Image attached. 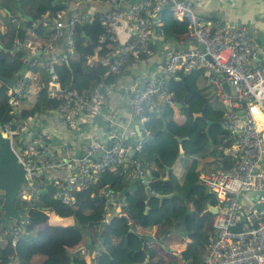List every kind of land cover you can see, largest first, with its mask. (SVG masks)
I'll list each match as a JSON object with an SVG mask.
<instances>
[{"label":"built area","instance_id":"2783aa9c","mask_svg":"<svg viewBox=\"0 0 264 264\" xmlns=\"http://www.w3.org/2000/svg\"><path fill=\"white\" fill-rule=\"evenodd\" d=\"M106 2L109 4L107 9L98 11L91 7L78 16L82 20L96 18L99 22L101 31L97 41L108 47L103 64L108 65L109 72L113 73L120 72L130 58L138 60L144 54L152 56L156 53L158 41L164 37L161 14L165 8L168 7L176 19L187 20L184 33L191 44L175 47L173 43L162 41L164 65L161 74L147 76L143 84L131 92L129 110L140 123L147 121L153 111H161L167 104H173V94L167 89V77L175 75L178 70L186 73L201 70L206 84L212 86L222 106L220 126L226 135L214 146L220 159L218 164L200 173V180L215 196L216 205L212 231L207 235L198 264H264V61L254 62L260 46L251 28L247 24L203 17L194 12L190 0ZM64 14V10H59L53 16L43 15L39 19L38 23L50 31L48 43L39 47L29 45L27 60L31 67L38 65L48 71L47 92L61 100L55 109L66 126L74 129L83 117L98 110L103 93L101 81L82 91L62 85L57 73L51 70L56 55L52 59L39 56L50 53L58 38L73 30L77 16L64 19ZM20 45L24 42L17 39L14 46ZM38 49L41 53H36ZM66 49L71 54L72 43L68 42ZM58 56L63 60L66 53ZM36 72L28 68L17 74L8 91L12 108L16 109L20 98L38 89L32 83ZM30 119L33 117L27 120ZM27 120L23 118L15 124L7 121L0 125L25 168L27 180L19 191L22 199H31L41 192L46 187L47 171L57 167L64 166L69 171L62 177L53 176L56 184L51 183L54 196L66 202L74 201L71 198L74 189L86 187L103 170L115 168L118 163L132 165L135 174L143 173L141 164L132 157L134 152L140 151L142 141L138 139L131 146L125 142L123 131L113 132L112 136L117 140L108 148L106 143L88 137L82 143L79 155L60 159L44 145L47 128L29 135L25 130L28 129ZM36 120L39 119L36 117ZM21 138L25 141L18 145ZM129 148L131 153H128ZM41 155L43 159L39 160ZM222 158H228L230 164L225 165ZM257 191L261 193L257 194ZM97 195H103L107 205L116 202L113 190H102ZM25 222L26 218L20 219L18 228ZM11 229L17 240L21 230L14 229V226ZM16 240L11 239L13 245ZM80 252L93 259L98 257V251H89L86 243ZM184 264L192 262L187 260Z\"/></svg>","mask_w":264,"mask_h":264},{"label":"trees","instance_id":"16d2710c","mask_svg":"<svg viewBox=\"0 0 264 264\" xmlns=\"http://www.w3.org/2000/svg\"><path fill=\"white\" fill-rule=\"evenodd\" d=\"M71 1L74 0L67 2L66 0H40L32 16L39 20L44 14L53 16L59 10L65 11L64 19L76 15L77 20L70 33L78 55L73 57L65 46L60 51H52L39 56L51 59L50 55L66 53L62 63L52 65L53 71L57 73L58 81L78 91L89 90L99 81L104 83L111 81L113 76L119 72L114 75L113 72H109L108 65L103 63L97 66L86 64L87 55L84 49L97 42L101 27L96 18L80 19L78 15L84 10V6L81 7V11L70 9ZM194 12L201 15L199 10L195 9ZM161 17V26L166 38H175L177 33L187 30V20L176 19L168 7L162 11ZM32 23L22 18L19 24H12L6 42L4 41V45L0 46V75L9 76L21 68H32L40 72L42 81H44L37 93L20 98L16 112L8 101L9 86L3 82L0 85V123L10 121L15 124L17 120L26 116L54 109L61 102L60 99L51 97L47 92L48 77L45 73L48 71L38 65L31 67L29 61L25 62L23 59V45L14 46L17 39L24 42L25 31ZM39 27L41 28L40 24ZM40 30L43 33L44 29ZM49 32L47 31L45 35L44 44L48 43ZM65 34L58 38L55 47L63 41ZM164 39L160 37V41ZM64 43L65 40L62 47ZM14 47L16 50H12ZM107 50L106 46L101 53L106 54ZM142 57L145 58L146 55ZM200 71L196 69L186 73L178 70L175 75L167 77V89L173 94V104H167L161 111L158 109L153 111L149 119L143 122V126L149 131L148 137L142 141L140 151L132 154V157L141 164L144 175L149 176L148 184L154 194L149 197L150 207L147 210L145 207L138 209L135 214H130V217H136L143 225L160 223L163 232L174 229L177 224L182 223L192 238L182 252L183 257L187 256L190 251L197 255L204 252L207 234L205 235L200 228L203 224L208 226L214 217L207 203L216 204L213 193L207 191L205 185L199 180L196 159L204 156L207 147L213 148L226 135V131L220 126L223 111L214 108L206 89L198 84L197 76ZM177 103L181 104L179 110L185 115L183 121L173 118ZM209 121L211 123L207 129ZM175 135L180 136L181 141ZM180 144L184 151L183 155L179 153ZM180 158L190 159L189 164L186 165L182 183L174 178L172 172L176 161ZM222 162L225 165L230 164L228 158H222ZM132 170L133 166L125 163H119L114 170H103L94 182L71 192V198H74V201H63L54 196V190L46 188L31 199H22L18 195L16 206L20 209H27L29 216L26 217V222L22 227L21 225L19 228L14 226V229L21 230L15 245L11 241L14 235L11 232L12 229L9 230L10 233H7L5 241L0 245V264H88L83 256L78 257L77 252L72 250V247H75L86 236L90 238V242H87L92 247L90 250L100 247L97 264H159V259L148 247H134L137 242L122 247L113 243H106L103 246L99 244L100 239L103 243L111 241L109 237L129 229L130 220L127 214L124 216L116 212L114 204L107 205L104 196L97 195V193L110 189L115 191L117 198L125 197L122 208L128 214L132 204L141 202V198L146 197L144 183L140 184L139 179L136 180V188L123 192L133 178ZM166 173L169 178L164 179ZM174 191L187 193L188 199L193 201L192 212H188L184 199L175 194L162 199L156 195ZM49 210L55 211L60 216H73L74 223L33 229L37 222L47 220ZM5 226L0 222L1 229H5ZM134 237L139 239L134 231L128 230L126 238L136 241ZM14 258H17V261ZM91 262L95 264V259ZM167 263L184 264L173 259Z\"/></svg>","mask_w":264,"mask_h":264},{"label":"crops","instance_id":"0c3cea01","mask_svg":"<svg viewBox=\"0 0 264 264\" xmlns=\"http://www.w3.org/2000/svg\"><path fill=\"white\" fill-rule=\"evenodd\" d=\"M38 1L40 0H0V46L4 45V41L6 42L12 24H19L22 21V18H24L19 14L18 3H20L26 14L32 16V12L35 10ZM67 1L68 0H66V2ZM190 2L193 5V9L199 10L201 16L203 17L213 18L221 22L229 21L233 24L249 25L260 46L258 56L254 59V62L260 63L264 61V0H190ZM70 3V9H75L78 11H81L82 6H84V10L91 7L100 10L107 9L109 7V4L106 2V0H74ZM44 16L48 15L44 14ZM30 21H32L33 23L30 27L28 26L25 31L24 45L22 46L24 50L23 59L25 60V62L28 59L29 45H33L36 47L42 46L46 41L45 35L48 31L42 26L40 28L38 23L39 20L34 19V17ZM40 29H44L43 33H41ZM122 30L125 29L123 28ZM164 38L165 42L173 43L175 47H186L191 44L189 37L185 35L184 32L177 33L175 38H166L165 36ZM64 40V47H62V43ZM63 41L57 47H54L52 51L56 52L62 50L69 42L72 43L71 55H73V57H76L78 53L74 48L70 32H66ZM162 41H158L159 46L156 49L155 54L150 57H142L138 60L128 59L127 63L121 69V71L116 75L114 73L115 76H113L111 81L105 83L102 82L101 91L103 93V100L100 104V107L91 115L89 114L83 117L80 124L74 129H69L66 126L65 122L62 120L55 107L54 109L41 112L40 114L29 115L24 118L28 119L29 117H33V119L27 120L28 129L25 130L29 135H31L34 134L35 131L41 130L42 128L46 127L47 137L44 139V145L46 147L49 146L52 151H56L55 153L60 159L72 155H79L82 149L81 145L83 142H86L88 140V137L89 139L92 138L99 142L108 143L113 134L111 131L107 130V127L111 126V124H115L119 127V129L117 130L115 128L116 131H123L124 136L127 137V143H130L131 146H133L132 144H134V142L138 139L143 141L148 137L149 131L145 129L143 123H139V125H141L146 131V136L144 137L140 134V129L136 127V118H134L130 113L128 98L131 92H133L135 89H138L143 84L147 76H158L161 74L162 67L164 65V57L162 55L161 47V44H163L164 42ZM105 47V43H99L98 41L93 45L86 46L84 49V52H86L85 54L87 55L86 64L89 66H97V64L103 63L105 54H102L101 50ZM50 56H52V59L55 54ZM59 59V56L56 55L53 58L54 63L60 64L62 63V61H64V59ZM35 74L36 75L32 80V83L34 85V88L37 87L38 89L32 94H35L39 91V89L41 88L40 85H42L44 81H42L43 78L39 71ZM45 75H47L49 79V73H45ZM198 75V84L203 89H206V92L210 97V90L212 86L206 84V81L203 78L201 72ZM3 82L4 81L0 79V85ZM9 89L10 87L8 88L7 93ZM210 100L214 105V108H219L222 110V106L217 101V99V103L214 102L211 97ZM36 117L39 119L38 121L36 120ZM184 117L185 115L179 110L178 106L177 108H174V119H176L177 121H183ZM33 120L35 123H33ZM18 121H20V119L16 122ZM21 140H23V138H21L18 143ZM209 150L211 155L205 154L204 156L198 157L196 159V169L198 170L199 180L200 173L203 170L214 167L220 161L214 147L212 148L211 146H209ZM183 153H180V155H183ZM42 159V155L39 156V160ZM189 161L190 159L185 160V158H180L176 161L172 172L174 174V178L178 180V182H183L186 165L189 164ZM118 164L115 165V168ZM115 168H111V170H114ZM68 172V169L64 166L49 169L47 171V175H45V181L48 179L49 181L47 180V182H50L54 185L56 184V179H53V176L56 175L58 177H62ZM131 175L133 176V178L130 182H128L129 184L127 187L129 188L127 190L136 188V180L139 179L140 184L141 182L144 183L143 186L146 197H142L141 202L132 204L129 208V214L126 213L122 208L124 204L123 200H125V197H122L121 199L116 198V202L111 203V205H115L114 209L116 212L124 216H126L127 214V217L130 220L129 224H131L129 225V229H126V231L109 237L111 241H105L103 243V241L100 239V246H103L106 243H113L118 247H122L126 244L130 246L132 242H137L134 247H148L155 254L156 258L159 259V264H168L167 262H169L171 259L182 262V252L187 244L192 241L189 231L184 227L182 223L177 224L174 229L163 232L160 223L143 225L140 224L139 220L136 217H130V214H135L138 209L145 207V210H147L150 207V196L146 191V187L149 186V176L147 174L144 175V172L142 174H135L132 172ZM138 176L140 178H137ZM167 178H169L168 173L164 175V179ZM150 190L153 195L154 192L151 188ZM182 194H185L186 198L178 194L175 195L183 198L184 203L187 205V208H189L188 212H192L194 208L193 201L188 199L186 192H183ZM207 204L212 213H214L215 211H213V209H215L216 204ZM47 215V220L44 222H37L33 229H40L48 225H69L74 223V218L71 215L60 216L53 210H49L47 212ZM128 230L134 231L139 236V239L136 237H134L136 241L127 239L126 234ZM200 230L205 232V235H208L212 231V220H210V224L208 226L203 224ZM145 235H148L149 239H146L144 237ZM6 237L7 232L5 231V229L0 228V245L5 241ZM83 240L75 247H72V250H75L77 252L76 255L78 257L83 256V259L86 263L92 264L88 255H83L82 253H80V248L84 243H86L89 251H91L90 248H92L87 243L90 242L89 237L86 236ZM97 248V250L95 248L93 249L94 253L97 251L99 253L100 247ZM203 253L204 252H200V255H197L195 252L190 251L189 254L185 256V258L190 259L192 264H198L201 263ZM31 259L33 260V257H31ZM96 259L95 264H97L98 262V260Z\"/></svg>","mask_w":264,"mask_h":264},{"label":"water","instance_id":"95a60500","mask_svg":"<svg viewBox=\"0 0 264 264\" xmlns=\"http://www.w3.org/2000/svg\"><path fill=\"white\" fill-rule=\"evenodd\" d=\"M18 10L19 14L22 15L25 19L32 20L33 17L31 15H28L24 12L23 8L21 7L20 3H18ZM8 48H6L7 50ZM12 50H16V47H14ZM36 53H41V50L38 49ZM24 68H21L16 73H13L9 76L0 75V79L8 84L9 87H12L14 85V82L16 80V76L19 73H22ZM53 71V69H51ZM224 87L227 88L226 83H223ZM178 107L181 106L180 103L176 104ZM14 112L16 110L14 109ZM200 114V113H196ZM137 121V128L140 129V134L142 136H146V131L143 129L141 125H139L140 121L139 119H136ZM211 121H209L207 129L210 125ZM119 129V127L115 124H111V126L107 127V130L113 132H118L115 130ZM176 138L181 141V137L178 135H175ZM117 140V137L111 136V139L108 143H106V148L110 147L114 141ZM24 140H21L18 145H21ZM125 142L127 143V137H125ZM137 142V140L134 142V144ZM48 151H50V147H46ZM179 151L180 153H183V148L181 144L179 145ZM54 153L56 151H53ZM132 149H128V153H131ZM100 153H97L96 155H100ZM137 178H140L139 176ZM26 173L25 168L23 165V162L19 158L17 152L15 151L13 144L10 140V138L3 134V132L0 129V222L3 223V225H7L9 222L13 226H18V222L20 219H25L27 216H29L27 209H20L16 206V198L19 195V191L23 185V183L26 181ZM47 182V180H46ZM129 187L125 188L123 192H125ZM46 189L47 190H54L52 184L50 182L46 183ZM206 190L209 191L208 187H206ZM146 191L149 196L152 195V192L150 190V187H146ZM122 192V193H123ZM121 193V194H122ZM257 194L261 193V191H257ZM172 194H178L182 197L186 198L185 194L178 193L177 191L171 192V193H158L156 194L160 199L164 197H170ZM264 205V203L262 204ZM261 205H258L260 207ZM189 210V208H187ZM215 211V209H213ZM131 224V223H130ZM146 239H149L148 235L144 236ZM93 246V245H92ZM30 264V263H29Z\"/></svg>","mask_w":264,"mask_h":264},{"label":"rangeland","instance_id":"374dc122","mask_svg":"<svg viewBox=\"0 0 264 264\" xmlns=\"http://www.w3.org/2000/svg\"><path fill=\"white\" fill-rule=\"evenodd\" d=\"M210 97H211V99H213L214 102L217 103L213 88H211V90H210ZM26 117H27V116H26ZM26 117H24V118H26ZM26 120H27V119H26ZM212 153H214V152H212ZM206 154H207V155H211L210 150H209V147L206 148ZM215 154H216V153H215ZM47 212H48V211H47ZM5 227H6V228H5V231H6L7 233H10V232H9V229H11V228L13 227V225H12L11 223H8ZM21 229H22V228H21ZM14 233H15V232H14ZM17 237H18V236H17ZM11 239H12V240H16V237H15V236H12ZM80 253H81V252H80ZM91 260H93V258H90V261H91ZM187 260L191 261L190 259L183 257V258H182V263H186Z\"/></svg>","mask_w":264,"mask_h":264}]
</instances>
